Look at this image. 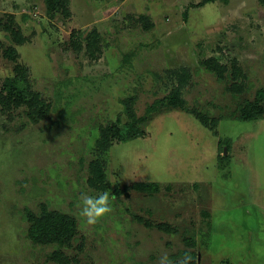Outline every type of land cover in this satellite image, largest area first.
Wrapping results in <instances>:
<instances>
[{"label": "rangeland", "instance_id": "374dc122", "mask_svg": "<svg viewBox=\"0 0 264 264\" xmlns=\"http://www.w3.org/2000/svg\"><path fill=\"white\" fill-rule=\"evenodd\" d=\"M70 1L72 17L64 19L51 18L45 0H0V20L12 15L30 37L18 47L19 62L52 105L37 124L25 109L0 113V264H58L49 259L56 246L27 237L25 210L37 213L41 204L78 223L77 241L62 249L70 264H160L163 255L181 264L192 253L197 264H264V118H238L264 89V0ZM92 29L102 36L97 60L70 46L73 32ZM0 43L14 45L1 27ZM208 58L237 62L249 90L233 96L232 79L221 82L201 65ZM182 67L193 74L185 99L220 120L218 137L192 115L171 111L155 116L143 137L115 142L103 157L112 189L143 182L159 192L120 199L108 192L111 211L86 223L82 195L101 194L87 183L101 128L126 120L120 102L131 95L142 116L168 95V71ZM13 69L0 57V84ZM132 215L178 232L147 229Z\"/></svg>", "mask_w": 264, "mask_h": 264}, {"label": "trees", "instance_id": "16d2710c", "mask_svg": "<svg viewBox=\"0 0 264 264\" xmlns=\"http://www.w3.org/2000/svg\"><path fill=\"white\" fill-rule=\"evenodd\" d=\"M216 0H204L203 4L215 2ZM227 2L228 0H223ZM47 13L51 18L60 14L64 19L72 17L70 0H45ZM4 22L0 20V27L9 34L14 43L13 46L5 47L0 43V57L14 64V75L8 77L0 84V113L11 114L13 111L25 109L26 116L32 123H39L49 117L52 105L46 101L39 92L34 90L30 70L19 62V46L30 41V37L23 34L20 27L16 26L15 18L12 15H5ZM145 29H151L154 25L147 16H140ZM71 48L77 52H85L90 60H97L102 53V36L97 29L89 32L75 31L70 38ZM201 65L211 74L215 75L221 82L228 78L232 84L228 88L233 96L245 93L249 90L246 84L247 76L237 62L232 66L220 63L216 58H208L201 61ZM168 77L172 83L169 93L162 99H157L146 107L145 113L139 116L135 110L137 102L136 95H131L121 100L123 106V120H118L101 128L99 138L96 142V158L89 164L88 186L100 193L111 192L113 198L120 199L127 197L131 192H140L149 195L157 194L159 186L154 183L137 182L131 185H117L113 187L108 181L106 162L103 157L111 150L114 143H127L145 135L146 125L157 115L171 111H181L192 115L202 126L212 131L218 137L219 119L212 118L197 108L190 107L184 97V92L193 80V74L187 67L168 71ZM238 118L243 121H258L264 118V89L256 92L254 101H247L238 110ZM221 157V156H220ZM221 159V158H220ZM29 223L27 230L28 239L38 246H56V250L50 255V261L58 264H70L62 249L72 248L78 237V223L72 215L56 210H51L46 204L40 205V211L35 213L29 209L24 215ZM133 219L147 229H157L167 234H175L177 228L166 222L155 223L139 215H132ZM186 245L192 249H198L196 240L185 239ZM200 248V247H199ZM192 260L181 264H197V256L191 254ZM227 264V263H226Z\"/></svg>", "mask_w": 264, "mask_h": 264}, {"label": "clouds", "instance_id": "9594fccd", "mask_svg": "<svg viewBox=\"0 0 264 264\" xmlns=\"http://www.w3.org/2000/svg\"><path fill=\"white\" fill-rule=\"evenodd\" d=\"M81 215L86 218V223L94 224L97 220L111 211L109 193L103 192L97 196L82 195ZM160 264H173V261L163 255Z\"/></svg>", "mask_w": 264, "mask_h": 264}, {"label": "crops", "instance_id": "0c3cea01", "mask_svg": "<svg viewBox=\"0 0 264 264\" xmlns=\"http://www.w3.org/2000/svg\"><path fill=\"white\" fill-rule=\"evenodd\" d=\"M209 203V205L211 206L212 205V207H209L210 209H213L214 208V202H213V200L211 201V202H208ZM209 215H212L211 214V211H210V214Z\"/></svg>", "mask_w": 264, "mask_h": 264}, {"label": "water", "instance_id": "95a60500", "mask_svg": "<svg viewBox=\"0 0 264 264\" xmlns=\"http://www.w3.org/2000/svg\"><path fill=\"white\" fill-rule=\"evenodd\" d=\"M227 153H226V150H225V155H226Z\"/></svg>", "mask_w": 264, "mask_h": 264}]
</instances>
